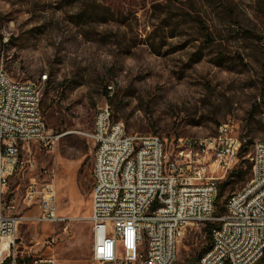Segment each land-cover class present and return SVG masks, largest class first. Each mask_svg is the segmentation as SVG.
<instances>
[{
    "label": "rangeland",
    "instance_id": "1",
    "mask_svg": "<svg viewBox=\"0 0 264 264\" xmlns=\"http://www.w3.org/2000/svg\"><path fill=\"white\" fill-rule=\"evenodd\" d=\"M0 65L40 86L51 136L21 145L25 163L0 191V210L20 217L8 238L20 259L96 264L90 134L104 105L127 133L158 135L169 155L178 138L206 140L230 123L245 149L219 171L218 212L251 179L252 147L264 139V0H0ZM232 170L238 175L229 178ZM32 182L55 186L63 219L37 220L38 200L26 199ZM211 241L206 225L188 233L175 264L195 260ZM128 249L132 256L135 245ZM145 252L146 240L134 264Z\"/></svg>",
    "mask_w": 264,
    "mask_h": 264
},
{
    "label": "built area",
    "instance_id": "2",
    "mask_svg": "<svg viewBox=\"0 0 264 264\" xmlns=\"http://www.w3.org/2000/svg\"><path fill=\"white\" fill-rule=\"evenodd\" d=\"M47 77L45 73L41 80ZM41 101L39 85L14 80L0 65L1 192L16 166L25 163L19 158L21 145L51 138ZM90 136L95 145L90 220L96 264H134L136 246L145 240L141 264H175L183 238L207 223L214 224L210 247L202 259L186 264H264V139L252 147L251 179L217 214L219 171L226 173L235 166L242 145L230 123L221 124L206 140L178 138L169 155L158 135L127 133L111 107L104 105L97 110ZM26 199L38 200L37 220L63 219L53 184L40 189L32 182ZM19 221V216L0 210V242L14 235ZM129 232L135 244L132 256L127 250ZM14 246L13 238L0 264H57L53 255L20 259Z\"/></svg>",
    "mask_w": 264,
    "mask_h": 264
},
{
    "label": "trees",
    "instance_id": "3",
    "mask_svg": "<svg viewBox=\"0 0 264 264\" xmlns=\"http://www.w3.org/2000/svg\"><path fill=\"white\" fill-rule=\"evenodd\" d=\"M244 149H245V143H243L242 145H241V148H240V153H242L243 151H244ZM249 171V170H248ZM238 175V171H235V170H232L230 173H229V178H232V177H236ZM220 194H221V189L219 190V192H218V194H217V198H216V205H218L219 204V196H220ZM224 212V208H222L219 212H218V209L216 208V213L217 214H222ZM214 226V224H211V223H207V225H206V230H207V233H208V235H209V238H211V229H212V227ZM210 244H211V242H210ZM210 244H209V246H208V248L210 247ZM207 248V249H208ZM206 249V250H207ZM205 250V251H206ZM200 257V256H199ZM199 257H197L196 259H198ZM3 264V263H2Z\"/></svg>",
    "mask_w": 264,
    "mask_h": 264
},
{
    "label": "bare ground",
    "instance_id": "4",
    "mask_svg": "<svg viewBox=\"0 0 264 264\" xmlns=\"http://www.w3.org/2000/svg\"><path fill=\"white\" fill-rule=\"evenodd\" d=\"M10 238H11V237H10ZM127 242H128V244L135 245V244H134V240H133V235H132L131 232H129V234H128ZM8 243H9V240H8L7 238L1 240V242H0V256H1V255L5 252V250L7 249ZM128 252H129V249H128ZM129 253H130V252H129ZM130 255H131V253H130ZM198 259H202V255H201ZM220 264H227V263H220Z\"/></svg>",
    "mask_w": 264,
    "mask_h": 264
}]
</instances>
